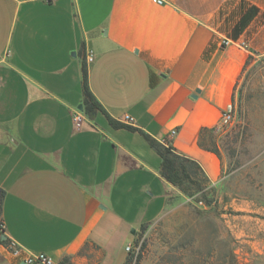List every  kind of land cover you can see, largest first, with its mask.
<instances>
[{
  "label": "crops",
  "instance_id": "crops-1",
  "mask_svg": "<svg viewBox=\"0 0 264 264\" xmlns=\"http://www.w3.org/2000/svg\"><path fill=\"white\" fill-rule=\"evenodd\" d=\"M162 1L0 0V264H126L175 190L144 134L220 180L208 138L264 55V0Z\"/></svg>",
  "mask_w": 264,
  "mask_h": 264
},
{
  "label": "rangeland",
  "instance_id": "rangeland-1",
  "mask_svg": "<svg viewBox=\"0 0 264 264\" xmlns=\"http://www.w3.org/2000/svg\"><path fill=\"white\" fill-rule=\"evenodd\" d=\"M232 109L208 138L220 180L192 168L185 191L174 186L162 216L135 234L131 264H264V55L245 67Z\"/></svg>",
  "mask_w": 264,
  "mask_h": 264
},
{
  "label": "trees",
  "instance_id": "trees-1",
  "mask_svg": "<svg viewBox=\"0 0 264 264\" xmlns=\"http://www.w3.org/2000/svg\"><path fill=\"white\" fill-rule=\"evenodd\" d=\"M248 63H249V61H248ZM247 64H246V66H247ZM83 75H84L83 88H84L86 110L88 113H92L93 110L99 108V105H97V103L95 101V97L89 88L88 73H87L86 65H84V67H83ZM113 124L115 126H118L115 123H113ZM144 135H145L146 139L149 141L150 145L158 152V154L160 155V157L162 159V166H161L162 177L166 181H168L170 184H172L173 186L178 187L181 190L185 191V189L183 188V184L186 180L192 179V168L195 167L197 169L202 170L201 166L198 163H196L195 161L190 160L188 158H185V157L177 154L174 151L172 146H170V145L165 146V145L160 144L157 141L151 139L150 136H148L146 134H144ZM4 197H5V191H3L0 188V219H1V215H2V205H3ZM7 241H8L7 239L2 240V243L6 244ZM67 262L68 261H64L61 264H68ZM131 263H132V257H130L128 254L126 264H131ZM231 264H236V259H235L234 255L231 258Z\"/></svg>",
  "mask_w": 264,
  "mask_h": 264
},
{
  "label": "built area",
  "instance_id": "built-area-1",
  "mask_svg": "<svg viewBox=\"0 0 264 264\" xmlns=\"http://www.w3.org/2000/svg\"><path fill=\"white\" fill-rule=\"evenodd\" d=\"M52 1H56V0H52ZM155 3L162 5L164 2L162 0H153ZM233 118V109L231 106V110H226L222 116V119L220 121L221 124H227L229 123ZM83 120H84V115L82 114V112L80 111H76L73 114V122L75 124V127L77 129H81L82 128V124H83ZM126 120L129 123H133L134 119L127 116ZM4 236V228L3 225L0 228V243L2 242V238ZM8 247L11 249V252L13 255L15 256H20L22 249L21 247H19L18 245H16L15 243L11 242L10 244H8ZM133 250L132 245L127 246L126 251L128 253H130ZM22 264H58L53 257L45 254V253H29L27 254L23 260H22Z\"/></svg>",
  "mask_w": 264,
  "mask_h": 264
},
{
  "label": "water",
  "instance_id": "water-1",
  "mask_svg": "<svg viewBox=\"0 0 264 264\" xmlns=\"http://www.w3.org/2000/svg\"><path fill=\"white\" fill-rule=\"evenodd\" d=\"M197 93H200V90H197ZM194 97L196 98V96H194ZM79 109L82 110V109H83V106L80 105ZM229 110H231V107L229 108ZM132 233L135 234V233H136L135 230H133ZM6 239H7V238H6L5 236H3L2 240H6Z\"/></svg>",
  "mask_w": 264,
  "mask_h": 264
}]
</instances>
